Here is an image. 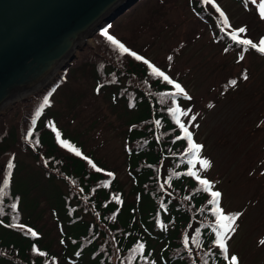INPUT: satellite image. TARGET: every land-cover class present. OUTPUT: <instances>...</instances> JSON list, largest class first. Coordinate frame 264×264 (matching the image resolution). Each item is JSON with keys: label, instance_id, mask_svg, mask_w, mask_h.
<instances>
[{"label": "trees", "instance_id": "16d2710c", "mask_svg": "<svg viewBox=\"0 0 264 264\" xmlns=\"http://www.w3.org/2000/svg\"><path fill=\"white\" fill-rule=\"evenodd\" d=\"M230 1L246 10L261 7L257 1ZM186 5L221 53L240 61L252 55L264 65V53L231 39L216 0ZM112 29L113 23L97 32L94 46H86L48 89L0 118V264H224L213 247L215 206L199 183L210 179L209 167L201 168L202 154L189 150L180 127L192 131L196 101L173 95L176 89L144 63L182 85L183 73L173 69L178 50L161 65L145 49L115 38ZM107 36L142 59L121 54ZM72 79L89 81L91 94L125 118L119 124L122 178L120 165H108L88 145L86 134L104 116L78 132L72 123L84 110L81 97L71 99V116L54 111L59 91ZM19 154L30 155L35 175L18 177L23 172ZM10 160L12 167L6 168ZM212 185L216 188V182ZM238 226L237 221L236 231Z\"/></svg>", "mask_w": 264, "mask_h": 264}, {"label": "rangeland", "instance_id": "374dc122", "mask_svg": "<svg viewBox=\"0 0 264 264\" xmlns=\"http://www.w3.org/2000/svg\"><path fill=\"white\" fill-rule=\"evenodd\" d=\"M256 1L261 6L260 0ZM138 3L137 7L133 8L136 3L113 21L115 38L131 42L136 49H145L148 56L160 64H164L170 51L178 50L179 55L173 61L174 72L183 73L182 85L186 87V94L196 101L198 109V112L191 110L192 113L189 109L190 115H195L190 131L192 140L203 146L200 154L202 159L210 162L208 177L216 182L217 190L222 193L223 209L242 214L238 219L237 231L229 242L230 253L239 257L240 264H262L264 65L257 64L252 55L240 61L232 55L221 53L212 42L208 28L193 17L186 5L187 0H145ZM216 3L229 21L232 32L245 28L246 31L239 36L256 44L264 38V19L259 15L260 7L246 10L230 0H216ZM90 45L94 46L93 37L86 41L84 48ZM81 51L71 52L76 57L74 60ZM65 63L62 62V65ZM68 66L70 64H66L62 72ZM62 72L56 70L37 90L27 93L23 100L2 108L0 118L11 111L16 103L42 93ZM90 86L87 80L72 79L68 86L59 91L57 105L53 109L61 118L68 113L71 116V112H68L71 99L81 97L80 104L84 110L72 123L78 132L88 130L91 119L104 116L101 123L86 134L88 145L95 146L98 157L108 165H120L118 175L122 178L124 170L121 165L123 154L119 124L125 118L112 114L99 96L91 94ZM17 161L23 166V172L18 176L20 179L36 174L30 155L19 154Z\"/></svg>", "mask_w": 264, "mask_h": 264}, {"label": "water", "instance_id": "95a60500", "mask_svg": "<svg viewBox=\"0 0 264 264\" xmlns=\"http://www.w3.org/2000/svg\"><path fill=\"white\" fill-rule=\"evenodd\" d=\"M138 1L0 0V110L62 72L71 52Z\"/></svg>", "mask_w": 264, "mask_h": 264}, {"label": "snow or ice", "instance_id": "6c2138e0", "mask_svg": "<svg viewBox=\"0 0 264 264\" xmlns=\"http://www.w3.org/2000/svg\"><path fill=\"white\" fill-rule=\"evenodd\" d=\"M203 2L212 3V0H203ZM251 2L255 3L256 0H251ZM260 2H261V7L259 9V15L261 16L262 19H264V0H260ZM216 11L219 13L220 16H224V13L221 12L218 7L216 8ZM223 23L225 26H227L228 20L225 18ZM245 31H246L245 28H239L235 32L229 33V35L231 36V39L237 43V45L250 46L251 48L256 49L257 51L264 53V38L260 39L259 44H256L249 39L238 38L239 34L244 33ZM107 39L120 49L121 54L128 53L129 55L135 56L136 60L142 59L141 56L136 55L134 52H129V49H127L122 43H119L118 41L114 40L111 36H107ZM243 51H247V48H244ZM144 63L147 64L149 68H152V71L155 72L158 76H163V79L176 89V92L173 95H177V94L187 95L185 89L179 83L173 81L167 75H164L163 72H158L157 69L154 68L153 65L150 64L147 60H144ZM232 83L235 84V81H233ZM45 103H47L46 100ZM191 119L194 120L195 117H192ZM177 122L179 123V121ZM180 127L184 130L185 136L187 137L189 150L196 154L200 153L203 146L193 142L192 134L188 131V128L185 126V124L181 123ZM28 135L30 136L31 133H29ZM77 155H79V153H77ZM197 162L200 164L201 168L210 167V162L207 159H198ZM89 163H91V161H89ZM11 167H12V162L10 160L6 168H11ZM96 170L100 171L101 169L97 168ZM109 175H111V173H109ZM199 183L202 184L204 186V190L209 193L210 195L209 202L215 206L214 212L216 218L217 231H216V237L213 240V247L219 249L224 264H240L239 257L235 254L230 253L228 241L231 238V235L236 232V224L240 215L242 214L241 213L229 214L223 209V207L221 206L222 193L218 190H213V185L208 179L200 178ZM4 185L7 186V179H4ZM32 235L35 236L36 233L33 232ZM187 243L188 241L186 239L185 244L187 245ZM260 243L264 245V240L260 241Z\"/></svg>", "mask_w": 264, "mask_h": 264}, {"label": "bare ground", "instance_id": "6f19581e", "mask_svg": "<svg viewBox=\"0 0 264 264\" xmlns=\"http://www.w3.org/2000/svg\"><path fill=\"white\" fill-rule=\"evenodd\" d=\"M26 95H27V94H23V95H20V96H18V97H15V98H13V99H17V98H20V97L22 98V97H25ZM13 99H12V100H13ZM12 100H10V101H9L4 107H6L8 104H10V103L12 102ZM4 107H3V108H4Z\"/></svg>", "mask_w": 264, "mask_h": 264}]
</instances>
